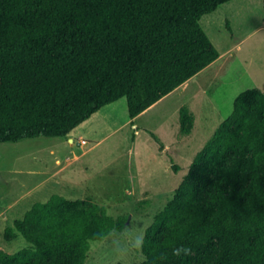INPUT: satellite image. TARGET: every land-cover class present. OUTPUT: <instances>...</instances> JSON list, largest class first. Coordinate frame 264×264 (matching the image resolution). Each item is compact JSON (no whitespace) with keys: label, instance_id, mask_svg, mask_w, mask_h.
Here are the masks:
<instances>
[{"label":"trees","instance_id":"16d2710c","mask_svg":"<svg viewBox=\"0 0 264 264\" xmlns=\"http://www.w3.org/2000/svg\"><path fill=\"white\" fill-rule=\"evenodd\" d=\"M231 1L0 0V143L65 138L122 98L130 117L140 116L221 57L201 19ZM180 123L192 132L186 106ZM194 167L201 188L213 189L210 200L185 181L137 264L183 259L212 240V264H264V92L239 95ZM127 221L55 194L7 229L33 246L0 249V264H86L92 242Z\"/></svg>","mask_w":264,"mask_h":264},{"label":"rangeland","instance_id":"374dc122","mask_svg":"<svg viewBox=\"0 0 264 264\" xmlns=\"http://www.w3.org/2000/svg\"><path fill=\"white\" fill-rule=\"evenodd\" d=\"M201 25L221 57L138 119H131L122 98L101 110L106 126L97 127L94 137L74 135L75 144L45 136L0 143V198L7 196L1 207L8 211L0 217V249L15 254L31 248L19 232L13 236L7 229L35 203L58 194L128 220L123 231L92 242L86 264H137L145 261L143 244L157 215L185 181L203 201L210 200L213 189L201 188L194 162L232 116L239 95L264 92V0H233L203 16ZM184 106L194 117L188 135L181 131ZM73 154L81 158L69 164ZM218 244L212 240L166 264H212Z\"/></svg>","mask_w":264,"mask_h":264},{"label":"crops","instance_id":"0c3cea01","mask_svg":"<svg viewBox=\"0 0 264 264\" xmlns=\"http://www.w3.org/2000/svg\"><path fill=\"white\" fill-rule=\"evenodd\" d=\"M115 104V103H113ZM154 106H152L150 109H148L147 111H145L143 114L147 113L148 111H150ZM101 110L94 114L90 119H88L87 121H85L84 123H82L80 126H78L75 130H73L69 136L65 137V139L67 140V142H69L70 144H75V137L74 135H79L80 137H83V135H92L91 137H94L95 133H94V130L99 127V128H102V127H105L106 125H104V123H102V121L104 122V120L100 119V114H101ZM141 114V115H143ZM140 115V116H141ZM104 116H102L103 118ZM139 117V116H138ZM138 117L134 118L133 120H136L138 119ZM132 119V118H131ZM85 140H82V143L84 142ZM88 143V142H87ZM98 144V142L96 143ZM76 158L79 160V158H81L80 156L76 155V154H73L71 157H68V160H69V164H71L72 162H77ZM71 166V165H70ZM67 179L68 181L67 182H70V181H74V179L72 178H65ZM49 180V178L46 179V181L42 182V183H39L38 184V187L39 188H43L44 185L47 183V181ZM6 199L7 200V196L6 197H2L0 198V217L1 218H5V215L8 213V211L6 210H3L4 207H1L2 206V201ZM5 201V200H4ZM5 209V208H4ZM16 221V220H15ZM15 223V222H14Z\"/></svg>","mask_w":264,"mask_h":264},{"label":"clouds","instance_id":"9594fccd","mask_svg":"<svg viewBox=\"0 0 264 264\" xmlns=\"http://www.w3.org/2000/svg\"><path fill=\"white\" fill-rule=\"evenodd\" d=\"M184 251H185V252H187L188 250H187V249H185Z\"/></svg>","mask_w":264,"mask_h":264},{"label":"bare ground","instance_id":"6f19581e","mask_svg":"<svg viewBox=\"0 0 264 264\" xmlns=\"http://www.w3.org/2000/svg\"><path fill=\"white\" fill-rule=\"evenodd\" d=\"M189 81H191V80H189Z\"/></svg>","mask_w":264,"mask_h":264}]
</instances>
